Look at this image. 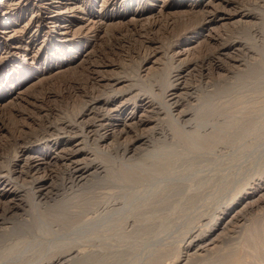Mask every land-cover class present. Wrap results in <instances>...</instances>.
Returning <instances> with one entry per match:
<instances>
[{"label":"rangeland","instance_id":"1","mask_svg":"<svg viewBox=\"0 0 264 264\" xmlns=\"http://www.w3.org/2000/svg\"><path fill=\"white\" fill-rule=\"evenodd\" d=\"M13 1L21 3L11 15L12 31L0 35V190L7 193L0 196V264H33L47 256L48 252L44 253L49 246H63V241L57 243L63 238V219L50 211L51 205L81 194L98 180L90 176L86 183L75 182L79 173L63 160V149H80L90 158L106 157L101 152H107L120 163L128 144L143 138L156 139L158 146L165 131H174L169 111L175 118L182 112L188 115L181 124L188 131L202 126L201 131L208 134L217 128L220 140L195 144L191 138L185 137L183 142L179 140L183 138L172 139L173 159H168L165 172L184 182L181 189L189 191L187 196L170 191L153 195L157 205L131 216L126 233L117 229L110 233L111 251L118 254L87 264H151L150 254L167 247L180 256L172 264H213L225 259L224 264H264V0H53L38 13L33 0ZM59 2L63 3L62 15L56 14ZM230 16L234 21L224 19ZM237 20L241 24H231ZM212 102L225 110L212 116L208 124L197 123V109ZM104 134L110 138L103 139ZM153 180H126L111 192L115 191L120 202L136 191L146 190L144 195H149ZM201 180L205 181L198 186ZM107 189L103 192L111 190ZM34 197L35 201L30 200ZM35 202L40 209L33 208ZM14 203L16 210L8 212ZM236 214L240 216L236 223L214 230L213 249L210 246L197 255L186 249L183 242L192 227L199 226L203 233L216 220L225 221ZM23 221L30 227L22 226ZM104 242L99 237L89 243H97L100 250ZM173 260L163 259L161 264Z\"/></svg>","mask_w":264,"mask_h":264},{"label":"bare ground","instance_id":"2","mask_svg":"<svg viewBox=\"0 0 264 264\" xmlns=\"http://www.w3.org/2000/svg\"><path fill=\"white\" fill-rule=\"evenodd\" d=\"M21 1V0H20ZM57 1V0H56ZM212 1V0H211ZM227 1V0H226ZM208 2H210L208 0ZM21 2H14L13 0H0V35H5L7 33H9L10 28H11V24L14 22L13 16H11L13 14V12L15 13L16 9L19 7ZM33 3L37 4V13L41 10L39 9H44L49 6H51L54 1L53 0H33ZM71 3V1H70ZM67 4V3H65ZM210 5V4H209ZM213 5V3H212ZM75 6V5H74ZM73 6V7H74ZM77 6V5H76ZM204 6V5H203ZM207 6V5H206ZM35 7V8H36ZM67 7V6H66ZM73 7H69L72 8ZM57 8L59 9L56 14L57 15H62L63 14V3L59 2V6L57 5ZM78 8V6H77ZM66 9V8H65ZM75 9V8H74ZM80 9V7H79ZM217 9V8H216ZM215 9V10H216ZM78 10V9H77ZM75 10V11H77ZM209 10V9H208ZM44 11V10H43ZM51 11V10H50ZM65 11V10H64ZM67 11V10H66ZM65 11V13H66ZM80 11V10H79ZM210 11V10H209ZM234 11V10H232ZM52 12V11H51ZM71 11H69L70 13ZM74 12V11H73ZM78 12V11H77ZM222 12V11H220ZM224 12V11H223ZM236 12V11H235ZM34 13V12H33ZM43 13V12H42ZM79 13V12H78ZM218 13V12H217ZM230 13V12H229ZM73 14V13H72ZM82 14V13H81ZM212 14V13H211ZM226 14V13H225ZM233 14V13H232ZM10 15V16H9ZM71 15V13H70ZM228 15V13H227ZM226 15V16H227ZM240 15V14H239ZM39 16V14H38ZM51 16V15H50ZM73 16V15H72ZM75 16V14H74ZM203 16H205L203 14ZM209 16V15H208ZM211 16V15H210ZM218 16V15H217ZM234 16V15H233ZM52 17V16H51ZM225 17V16H224ZM223 17V18H224ZM242 17V16H241ZM240 17V18H241ZM246 17V16H244ZM254 17V16H253ZM220 17H218L219 19ZM221 18V19H223ZM233 19L234 17L230 16L229 18H224V19ZM239 18V17H238ZM34 19V18H33ZM39 19V18H38ZM47 19V18H46ZM66 19V18H65ZM205 19V18H204ZM216 19V20H218ZM220 19V20H221ZM69 20V19H68ZM210 20V19H209ZM212 20V19H211ZM239 20V19H238ZM235 21L233 24H236L235 26H238L237 24H241L240 22ZM62 21V20H61ZM208 21V20H207ZM222 21V20H221ZM220 21V22H221ZM234 21V19H233ZM36 22L40 23L38 20H36ZM245 22V21H244ZM44 23V22H43ZM68 23V21H67ZM90 23V22H89ZM206 23V22H205ZM243 23V22H242ZM65 24V23H64ZM70 24V23H69ZM225 25L226 22L224 23ZM230 24V25H231ZM262 24V23H261ZM72 25V24H71ZM70 25V26H71ZM212 25V24H211ZM224 25V26H225ZM245 25V24H244ZM241 26V25H240ZM251 26V25H250ZM39 27V26H38ZM59 27V26H57ZM56 27V28H57ZM63 27V26H62ZM61 27V28H62ZM66 27V26H65ZM253 27V26H252ZM66 29V28H64ZM63 29V30H64ZM68 29V28H67ZM70 29V28H69ZM212 30V29H211ZM12 31V30H11ZM10 31V32H11ZM14 31V30H13ZM59 31V30H58ZM65 31V30H64ZM238 31V30H237ZM16 32V30H15ZM67 32V31H66ZM69 32V31H68ZM13 33V32H12ZM10 33V34H12ZM57 33V32H56ZM59 33V32H58ZM14 34V33H13ZM63 34V33H61ZM67 34V33H66ZM14 36V35H13ZM12 36V37H13ZM16 36V34H15ZM65 36V35H64ZM227 36V35H226ZM8 37V35H7ZM211 37V36H210ZM209 37V38H210ZM6 38V36H5ZM13 39V38H12ZM11 39V40H12ZM17 40V39H16ZM23 41V40H22ZM237 41V40H236ZM22 43V42H21ZM7 45V44H6ZM5 45V46H6ZM17 45V44H16ZM14 47L16 48V46L14 45ZM13 48V46H12ZM21 48V47H20ZM28 48V47H27ZM245 50V49H244ZM232 52V51H231ZM215 61V60H214ZM100 72V71H99ZM187 74V73H186ZM107 76V75H106ZM184 76V75H183ZM120 77V76H119ZM103 78V75H102ZM109 78V77H108ZM172 78V77H171ZM117 79V77H116ZM115 79V80H116ZM120 79V78H119ZM125 79V78H124ZM187 79V78H186ZM107 80V79H106ZM111 80V78H110ZM111 82V81H110ZM109 82V83H110ZM171 82V81H170ZM179 83V82H178ZM113 84V83H112ZM177 84V83H176ZM110 85V84H108ZM127 85V84H126ZM133 85V84H132ZM135 85V84H134ZM133 85V87H134ZM170 85V84H169ZM174 84H172L173 87ZM180 85V84H179ZM121 87V86H120ZM176 87V86H175ZM178 87V86H177ZM125 88V87H124ZM123 88V89H124ZM128 88V87H126ZM183 88V87H182ZM116 89V88H115ZM175 89V88H174ZM180 89V88H179ZM187 89V88H186ZM126 90V89H125ZM123 91V90H122ZM173 91V90H172ZM129 92V91H128ZM108 93V92H107ZM184 93V92H183ZM209 94V93H208ZM195 95V94H194ZM207 95V94H206ZM119 96V95H117ZM121 96V95H120ZM126 96V95H125ZM134 96V95H131ZM138 96V95H137ZM154 96V95H153ZM177 96V95H176ZM127 97V96H126ZM175 97V96H174ZM195 97V96H194ZM208 97V96H207ZM171 98V97H170ZM173 98V97H172ZM206 98V97H205ZM127 99V98H125ZM129 99V96H128ZM174 99V98H173ZM204 99V98H203ZM100 100V99H99ZM115 100V99H114ZM130 100V99H129ZM164 100V99H163ZM169 100V98H168ZM201 100V99H200ZM92 101V100H91ZM96 101V100H95ZM126 101V100H125ZM165 101V100H164ZM167 101V100H166ZM170 101V100H169ZM120 102V101H119ZM137 102V101H136ZM176 102V101H175ZM202 102V101H201ZM211 102V101H210ZM88 103V102H87ZM99 103V102H98ZM97 103V105H98ZM142 103V101H141ZM144 103V102H143ZM173 101L171 100V105H172ZM177 103V102H176ZM215 103V102H214ZM213 102L211 104L208 105H204L202 106V108H198L197 111L195 112V119H197V123H200L201 125H205L208 124V122L210 121V118L212 116H214L217 113H222V111H224L225 109L223 108V105H219V104H214ZM93 104V102H92ZM113 104V103H112ZM134 104V103H133ZM163 104V103H162ZM166 104V103H165ZM170 104V103H169ZM175 104V103H174ZM199 104V103H198ZM205 104V103H204ZM90 105V103H89ZM111 105V104H110ZM136 105V104H135ZM170 105V106H171ZM123 106V105H122ZM140 106V105H138ZM149 106V105H148ZM175 106V105H174ZM195 106V105H194ZM92 107V106H91ZM90 107V108H91ZM97 107V106H96ZM141 107V106H140ZM176 107V106H175ZM93 108H95L93 106ZM92 108V109H93ZM114 108V107H113ZM116 108V107H115ZM132 108V107H131ZM156 108V107H155ZM172 108V106H171ZM181 108V107H180ZM186 108V107H185ZM196 108V107H195ZM136 109V108H135ZM142 109V108H141ZM174 109V108H173ZM183 109V108H182ZM86 110V109H85ZM115 110V109H114ZM146 111V108L144 109ZM143 110V111H144ZM162 110V109H161ZM160 110V111H161ZM175 110V109H174ZM88 111V110H87ZM102 111V110H101ZM116 111V110H115ZM159 111V110H158ZM195 111V109H194ZM191 111V112H194ZM86 112V111H85ZM138 112V111H137ZM148 112V110H147ZM150 112V111H149ZM172 112V111H171ZM191 112L189 113V116L191 115ZM92 113V112H91ZM134 113V112H133ZM152 113V112H151ZM160 113V112H159ZM162 113V112H161ZM100 114V113H99ZM140 114V113H139ZM166 117H167V112L165 113ZM175 114V113H174ZM194 114V113H193ZM101 115V114H100ZM129 115V113H128ZM142 115V114H141ZM144 115V114H143ZM170 115V120L173 122V130L174 131H170V132H164V134H162L160 137L162 139L161 144H159L157 146L156 143H159L155 138V140L153 142L151 141H145L146 139H138L135 142H132L130 145L128 144V146H126L121 155V162L120 163H116V161L114 160V156L110 155L107 152H101V153H105L106 157H97L94 156V158H90L89 156L87 157L85 153H82L80 151V149H77L75 151H72V149L70 150H66L63 149V160H66L68 165L73 168L74 171H77V173H79L76 177L75 182L77 181V183H81V182H85L88 180V178L90 176H95L98 180L95 183V185H90L87 186V190H85L84 192H82L81 194L77 193L74 196H70V197H65L63 198L61 201L59 202H55L53 205H51L53 208H51V212L54 214V212L58 213L57 215L59 216L58 219H63V238L58 239V237H56L58 239L57 243H60L61 241H63V246H59V244H53L51 246H49L50 248L47 249V251L44 253V255H46V253L48 252L47 256H45V258H38V260L36 259V261L33 264H87L89 261H93L95 258H103L105 260H109L112 259L111 255L115 256L116 254H118V251H111L112 244L109 243L110 241V233L117 229L119 231H121V233H126V227L129 223L130 217L134 216L136 217V214L138 215L139 212H141L142 210L144 211V209H146L147 207H155L157 205L156 201H154V198H151L153 195L157 194L159 191L162 193V191H170V193H176V192H181L183 193L184 197L187 196V192L189 191H184V189L182 190L181 188L183 187L184 182L180 181L179 179L175 180V177H171V175L167 174L165 172L166 167L168 166L167 163H169V161L171 160L170 158L173 159V157L171 155L172 151H170L173 148V145L175 144V139L176 137L178 138H183L182 140L179 139L180 141L183 142V140L186 138H191V141L195 144H200L201 141H204L206 143H212L215 140H217L219 138H221V134H219L220 132L217 130L209 132L207 134L206 130H202L201 131V127L202 126H195L198 128L193 129L192 131H188V129L185 126H182L181 124L184 123V119L188 116L187 114H184L183 112L180 113L178 116L176 114V118L175 116H173V113L171 114L169 111ZM84 116V113L80 114V117ZM91 116V114H90ZM112 116V115H111ZM148 116V115H147ZM125 117V116H124ZM139 117V115H138ZM99 118V117H98ZM101 119V118H99ZM115 119V118H114ZM152 119V118H151ZM155 119V118H154ZM189 119V118H188ZM191 119V118H190ZM189 119V120H190ZM194 119V118H193ZM95 120V119H94ZM121 120V119H120ZM128 120V119H127ZM145 120V117H144ZM148 120V119H147ZM150 120V119H149ZM169 120V121H170ZM87 121V120H86ZM96 121V120H95ZM130 121V120H129ZM187 121V120H186ZM192 121V120H191ZM195 120H193L194 122ZM232 121V120H231ZM63 122V121H62ZM139 124L141 123V121H138ZM73 123V122H72ZM76 123V122H74ZM73 123V125H74ZM132 123V122H131ZM128 124V123H127ZM158 124V123H157ZM157 124L155 125L157 127ZM191 124V123H190ZM194 124V123H193ZM89 125V124H88ZM100 125V123H99ZM109 125V124H108ZM117 125V124H116ZM126 125V124H125ZM132 125V124H131ZM154 125V124H152ZM162 125V123H161ZM172 125V124H171ZM175 125V126H174ZM189 125V124H188ZM195 125V124H194ZM198 125V124H197ZM64 126V125H63ZM67 126V125H66ZM103 126V125H102ZM106 126V125H105ZM123 126V125H122ZM128 126V125H126ZM143 126V125H142ZM151 126V125H150ZM152 126V127H155ZM192 126V124H191ZM214 126V125H213ZM225 126V125H224ZM71 127V126H70ZM69 127V128H70ZM98 127V126H97ZM115 127V126H114ZM129 127V126H128ZM136 127V126H135ZM139 127V126H138ZM167 127V126H165ZM169 127V126H168ZM63 128V127H62ZM90 128V126H89ZM125 128V127H123ZM146 128V127H145ZM144 128V130H146ZM151 128V127H149ZM161 128V126H160ZM191 128V127H190ZM193 128V127H192ZM208 128V127H207ZM206 128V129H207ZM220 128V127H219ZM59 129V128H58ZM83 129V128H82ZM130 129V128H129ZM142 129V128H141ZM148 129V128H147ZM152 129V128H151ZM156 129V128H155ZM163 129V128H161ZM168 129V128H166ZM211 129V128H209ZM64 130V129H63ZM71 130V129H70ZM84 130V129H83ZM114 130V129H113ZM123 130V129H122ZM121 129H119V131H122ZM135 130V129H133ZM158 130V129H157ZM170 130V129H169ZM168 130V131H169ZM152 131V130H151ZM163 131V130H161ZM222 131V129L220 130ZM225 131V130H224ZM72 132V131H71ZM128 132V131H127ZM126 132V133H127ZM147 132V130H146ZM148 132L150 133L149 129ZM155 132V131H154ZM205 132V133H204ZM52 133V132H51ZM120 133V132H119ZM152 133V132H151ZM162 133V132H161ZM108 134V133H107ZM128 134V133H127ZM154 134V133H153ZM223 134V133H222ZM106 135V134H104ZM113 135V134H112ZM148 135V134H147ZM91 136V135H90ZM121 136V135H120ZM143 136V135H142ZM140 136V137H142ZM146 136V135H145ZM171 136V139H170ZM53 137V136H52ZM132 137V136H131ZM137 137V136H136ZM149 137V136H148ZM157 137V136H156ZM102 138V136L100 137ZM110 138V134L103 136V139H109ZM147 138V137H146ZM150 138V137H149ZM172 140L169 141L168 140ZM93 139V137H92ZM152 139V137H151ZM79 140V139H78ZM54 141V140H53ZM157 141V142H156ZM50 142V141H49ZM191 142V144H193ZM220 142V141H217ZM91 143V142H90ZM120 143V142H119ZM177 143V142H176ZM203 143V142H202ZM216 143V142H215ZM49 144V143H48ZM69 144V143H68ZM180 144V143H179ZM178 144V145H179ZM47 145V144H46ZM55 145V144H54ZM77 145V144H76ZM183 145V144H182ZM188 145V144H186ZM210 145V144H208ZM212 145V144H211ZM210 145V147H211ZM215 145V144H214ZM212 145V147L214 146ZM80 146V145H79ZM99 146V145H98ZM202 146V145H201ZM21 147V146H20ZM24 147V146H23ZM185 147V146H184ZM197 147V146H196ZM72 148V147H71ZM216 148V147H215ZM214 148V149H215ZM52 149H54L52 147ZM69 149V148H68ZM100 149V148H99ZM213 149V150H214ZM61 150V149H59ZM65 150V151H64ZM110 150V149H109ZM173 150V149H172ZM194 150V149H192ZM211 150V151H213ZM217 150V149H216ZM18 151V150H17ZM25 151V150H24ZM27 151V150H26ZM174 151V150H173ZM188 151V149H187ZM196 151V150H195ZM209 151V150H208ZM61 153V151H59ZM189 152V151H188ZM217 152V151H216ZM113 153V152H112ZM174 153V152H173ZM46 154V153H45ZM99 154V153H97ZM115 154V153H114ZM181 154V153H180ZM16 155V154H15ZM51 155V154H50ZM202 155V154H201ZM220 155V154H219ZM49 156V155H48ZM55 156V155H54ZM53 156V157H54ZM59 156V155H56ZM81 156H86L85 158L79 159ZM188 156V155H185ZM16 157V156H15ZM26 157V156H25ZM28 157V156H27ZM26 157V158H27ZM31 157V156H30ZM29 157V158H30ZM35 157V156H34ZM38 157V156H37ZM51 157V156H50ZM60 157V156H59ZM116 157V155H115ZM223 157V156H222ZM25 158V159H26ZM39 158V157H38ZM55 158V157H54ZM58 158V157H57ZM61 158V157H60ZM104 158L106 160H104ZM119 158V159H120ZM176 158V156H175ZM203 158V157H202ZM205 158V157H204ZM28 159V158H27ZM33 159V158H30ZM170 159V160H168ZM185 159V158H183ZM189 159V158H187ZM194 159V158H193ZM206 159V158H205ZM36 160V159H34ZM40 160V159H38ZM180 160V159H179ZM182 160V159H181ZM186 160V159H185ZM183 160V161H185ZM196 160V159H195ZM201 160V159H200ZM215 160V159H214ZM213 160V162H215ZM50 161V160H49ZM168 161V162H167ZM187 161V160H186ZM204 160H201V162ZM38 162V161H37ZM45 162V161H44ZM57 162V161H56ZM175 162V161H174ZM177 162V161H176ZM175 162V163H176ZM205 162V161H204ZM207 162V161H206ZM36 163V162H35ZM34 163V164H35ZM171 163H173V161H171ZM187 163V162H186ZM197 163V162H196ZM199 163V162H198ZM37 164V163H36ZM39 164V163H38ZM41 164V163H40ZM43 164V163H42ZM48 164V163H47ZM46 164V165H47ZM170 164V163H169ZM82 165H85L84 168L81 167ZM198 165V164H197ZM216 165L217 162H216ZM36 166V165H35ZM8 167V166H7ZM39 167V166H38ZM218 167V166H217ZM80 168H83L82 170ZM201 168V167H200ZM219 168V167H218ZM8 170V168H7ZM22 170V169H21ZM164 170V171H163ZM200 170V169H199ZM205 170V169H204ZM202 170V172L204 171ZM13 171V170H12ZM36 171V170H35ZM201 171V170H200ZM207 170H205L204 172H206ZM1 172V171H0ZM10 172V171H8ZM31 172V171H30ZM37 172V171H36ZM198 172V171H196ZM76 173V172H75ZM8 174V173H7ZM174 174V173H173ZM199 175V174H198ZM206 175V176H205ZM204 178L207 177V173H205ZM3 176V175H2ZM11 176V175H10ZM189 176V175H186ZM214 176V175H213ZM6 177V176H5ZM21 177V176H20ZM146 179V177L154 179L153 182L150 184L149 182V186L152 187L151 190L149 191L150 194L149 195H144L146 193L143 191L141 192H135V194L130 195L131 193H128L130 196L126 197V198H121L122 202H120L117 196H115L116 194L113 191V187H117L119 184H121L122 182L125 183L126 180H142V179ZM194 177V176H192ZM202 176H200L199 178H201ZM216 177V176H215ZM36 178V177H35ZM197 178V177H196ZM212 178V177H211ZM218 178V177H217ZM198 179V178H197ZM206 179V178H205ZM222 179V178H221ZM3 180V179H2ZM9 180V179H8ZM190 180L187 179V181ZM224 180V177H223ZM1 181V180H0ZM4 181V180H3ZM34 181V180H33ZM138 181V182H139ZM150 181V180H148ZM186 181V180H184ZM186 181V182H187ZM196 181V179H195ZM202 181L205 180H201L198 182V186L203 183ZM144 182V181H143ZM147 182V181H146ZM220 182H224V181H220ZM263 182V181H262ZM5 183V182H4ZM7 183V182H6ZM131 184L136 183V182H130ZM197 183V182H196ZM250 183V182H248ZM139 184V183H138ZM142 184V183H141ZM188 184V183H187ZM221 184V183H220ZM225 184V183H224ZM262 184V183H260ZM196 185V184H195ZM219 186V183L217 184ZM247 185V183H246ZM9 186V185H7ZM140 186V185H138ZM203 186V185H202ZM18 187V185H17ZM125 187V186H124ZM192 187V185H191ZM205 187V186H204ZM220 187V186H219ZM218 187V188H219ZM245 187V184H244ZM250 187V186H249ZM255 187V186H254ZM259 187V186H258ZM13 188V187H12ZM108 188V189H107ZM119 188V187H117ZM122 188V187H121ZM127 188V187H125ZM243 188V187H241ZM1 189V188H0ZM8 189V187H7ZM6 189V190H7ZM31 189V188H30ZM42 189V188H41ZM110 190V191H104L103 190ZM144 188H142L143 190ZM198 189V188H196ZM220 189V188H219ZM244 189V188H243ZM5 190V191H6ZM116 190V189H114ZM121 190V189H120ZM123 190V188H122ZM239 190V189H238ZM253 190V189H252ZM10 191V190H9ZM8 191V192H9ZM29 191V190H27ZM135 191V190H134ZM139 191V190H138ZM148 191V190H147ZM232 191V190H231ZM30 192V191H29ZM36 192V191H35ZM78 192V191H77ZM159 192V193H160ZM236 192V191H235ZM239 192V191H238ZM200 193V192H199ZM198 193V194H199ZM254 193V192H253ZM263 193V192H262ZM39 193L38 196H40ZM79 194V195H78ZM127 194V196H128ZM197 194V193H195ZM256 194V193H254ZM259 194V193H258ZM264 194V193H263ZM119 195V194H118ZM174 195V194H173ZM172 195V196H173ZM194 195V194H193ZM200 195V194H199ZM249 195V194H248ZM0 196H7V193H5L3 190H0ZM126 196V195H125ZM124 196V197H125ZM195 196V195H194ZM236 196V195H235ZM41 197V196H40ZM44 197V195L42 196ZM41 197V198H42ZM47 197V196H46ZM154 197V196H153ZM230 197V196H228ZM258 197V196H257ZM260 197V196H259ZM258 197V199H259ZM15 198V197H14ZM17 198H21V197H17ZM27 198V197H26ZM33 198V197H32ZM233 198V197H232ZM13 199V198H12ZM60 199V198H59ZM227 199V198H226ZM231 199V198H230ZM235 199V198H234ZM10 201H12L9 198ZM20 200V199H19ZM30 200H36V198L34 197V199H30ZM42 200V199H41ZM52 200V199H51ZM189 200V198H188ZM229 201V198L227 199ZM257 200V198L255 199ZM262 201V199H260ZM17 201V199H16ZM27 201V200H26ZM38 201V200H37ZM225 201V200H224ZM232 201V200H231ZM9 202V201H8ZM28 202V201H27ZM3 203V202H2ZM221 203V202H220ZM248 203V202H247ZM251 203V202H250ZM5 204V203H4ZM19 204V203H18ZM227 204V203H226ZM252 204V203H251ZM257 205V203H255ZM30 205V204H29ZM38 203L35 202V204L33 203V208L38 207ZM244 205H246L244 203ZM254 205V204H253ZM4 206V205H3ZM263 206V205H262ZM23 207V205H22ZM153 207V208H154ZM220 207V206H219ZM218 207V208H219ZM243 207V206H242ZM247 207V206H246ZM17 208V203L11 204L10 207H8L7 211L8 212H13L15 211ZM32 208V207H30ZM32 208V209H33ZM39 209L41 208L38 207ZM37 208V209H38ZM43 208V207H42ZM221 208V207H220ZM224 208V206L222 207ZM241 208V207H240ZM248 208V207H247ZM254 208V207H253ZM46 209V208H45ZM148 209V208H147ZM233 209V208H232ZM137 210V211H136ZM239 210V209H238ZM39 211V210H37ZM45 211V210H44ZM151 211V210H150ZM159 211V210H158ZM217 211V208L216 210ZM250 211V210H249ZM42 212V209H41ZM153 212V211H152ZM200 212V211H199ZM218 212V211H217ZM229 212V211H228ZM236 212V211H235ZM234 212V213H235ZM214 213V212H213ZM33 214V213H32ZM42 214V213H41ZM50 214V213H49ZM156 214V213H154ZM217 214V213H216ZM240 214V213H239ZM239 214L234 215L232 217L229 218H225V221H220L216 220L215 223L212 224L210 223V225H212V227L210 229H207V231H204L203 233L200 232V229H198V227L194 226V228L192 227L191 230H189L187 232V235L185 236V240H187L186 242V249L189 251H194L193 255H197L198 252H202L203 250L207 249L208 247L212 248L213 245H216L214 243L215 242V238H213V232L214 230L217 229H221L224 230L226 229L228 226H230L233 223H236L238 221V219L240 218ZM213 215V214H212ZM30 216V215H29ZM34 216V215H33ZM40 216V215H39ZM55 216V215H54ZM214 217V216H211ZM220 217V216H219ZM245 217V216H244ZM41 218V217H38ZM170 219V217H169ZM197 219V218H196ZM212 219V218H211ZM208 220V221H211ZM263 219V218H262ZM26 220V219H25ZM196 221V220H195ZM208 221L206 223H208ZM22 224V226H27L28 228L30 227L29 222H25ZM37 222V221H36ZM38 223V222H37ZM35 223V224H37ZM41 223V222H40ZM170 223V222H169ZM195 223V222H194ZM203 223V222H202ZM206 223H204L206 225ZM262 223V222H261ZM260 223V224H261ZM201 224V222H200ZM199 224V225H200ZM198 225V224H197ZM204 225V226H205ZM35 226V225H34ZM208 226V224H207ZM19 227V226H18ZM3 228V227H2ZM6 228V227H4ZM3 228V229H4ZM32 228V227H31ZM197 228V229H196ZM203 228V227H202ZM208 228V227H207ZM233 228V227H232ZM257 228V227H256ZM259 228V227H258ZM7 229V228H6ZM4 229V231L6 230ZM26 229V228H25ZM230 229V228H229ZM9 230V229H8ZM46 230V229H45ZM49 230V229H47ZM206 230V229H205ZM1 231V229H0ZM3 231V230H2ZM15 231V230H14ZM44 231V230H43ZM261 231V229H260ZM263 231V230H262ZM12 233V230H9L8 233ZM52 232V231H51ZM54 232V231H53ZM117 232V231H116ZM115 232V233H116ZM3 233V232H2ZM46 233H48L46 231ZM257 233V232H256ZM5 234V233H3ZM118 234V233H117ZM8 235V234H6ZM18 235V234H17ZM185 235V234H184ZM9 236V235H8ZM6 237V236H5ZM62 237V236H61ZM102 237L104 239V242L101 245V249H97V243L96 245H91L89 242L92 241L93 239ZM219 237V234H218ZM239 237V236H238ZM258 237V236H256ZM55 238V240L57 241V239ZM112 238V237H111ZM184 238V237H183ZM182 238V239H183ZM43 239V238H42ZM128 239V238H127ZM180 239V238H179ZM181 239V240H182ZM218 239V238H216ZM233 239V238H232ZM40 240V239H39ZM53 240V241H55ZM170 240V239H169ZM35 241V240H34ZM55 241V242H56ZM95 241V240H94ZM177 241V240H176ZM180 241V240H179ZM263 241V240H262ZM50 242V241H49ZM115 242V241H113ZM174 242V241H173ZM172 241L169 242V244L173 243ZM30 243V242H29ZM39 243V242H38ZM45 243V242H44ZM48 243V241H47ZM181 243V242H180ZM36 244V243H35ZM34 244V245H35ZM40 244V243H39ZM154 244V243H153ZM179 244V243H177ZM166 245V244H163ZM162 245V246H163ZM172 245V244H171ZM182 245V244H181ZM263 245V244H262ZM40 246V245H39ZM151 246V245H150ZM170 246V245H169ZM180 246V245H179ZM179 246L177 248V250L179 251ZM96 247V248H95ZM116 247V246H115ZM184 248V246H182ZM218 247V246H217ZM26 249V247H24ZM41 248V247H40ZM55 248H59L57 251H51L49 252L51 249H55ZM182 248V249H183ZM210 248V249H211ZM43 249V247H42ZM159 249V248H158ZM161 249V248H160ZM176 249V248H175ZM174 249V250H175ZM213 249V248H212ZM221 249V248H220ZM261 248H259L260 251ZM15 250V248L13 249ZM17 250V249H16ZM22 250V248H21ZM103 250V251H102ZM120 251V250H119ZM258 251V250H257ZM37 252V250H36ZM180 252V251H179ZM221 252V251H220ZM10 253V252H9ZM38 253V252H37ZM131 253V252H130ZM152 253V252H151ZM170 253H174L173 252V247H167V248H163V250L158 251V252H154L151 258H150V263L151 264H161V261L163 259H170L171 257H174V260L171 261L169 264L175 263L180 259L179 253L176 251L169 257ZM206 253V252H205ZM217 253V252H216ZM219 253V250H218ZM4 254V253H3ZM6 254V253H5ZM4 254V255H5ZM42 254V253H41ZM188 254V253H187ZM200 254V253H199ZM202 254V253H201ZM264 254V253H263ZM10 255V254H9ZM12 255V254H11ZM37 255V254H36ZM129 255V254H128ZM184 255V254H183ZM182 255V256H183ZM207 255V254H206ZM247 255V254H246ZM7 257V255H6ZM20 257V256H19ZM37 257V256H36ZM35 257V258H36ZM119 257V256H118ZM194 257V256H192ZM206 257V256H205ZM243 257V256H242ZM246 257V256H245ZM117 258V257H115ZM148 258V257H147ZM188 258V257H187ZM197 258V257H196ZM200 258V257H199ZM198 258V259H199ZM218 258V257H217ZM221 258V256H220ZM258 258V257H257ZM264 258V257H263ZM5 259V258H4ZM9 259V258H8ZM20 259H22L20 257ZM96 259V260H97ZM173 259V258H172ZM186 259V258H185ZM219 259V258H218ZM243 259V258H241ZM240 259V260H241ZM10 260V259H9ZM35 260V259H34ZM147 260V259H146ZM184 260V259H183ZM223 260V257H222ZM228 260V259H227ZM226 259L224 260V262L227 261ZM18 261V260H17ZM33 261V260H31ZM187 261V260H186ZM244 261V260H243ZM252 261V260H251ZM12 262V260H11ZM97 262V261H96ZM99 262V260H98ZM120 262V261H118ZM117 262V263H118ZM139 262V261H138ZM142 262V261H141ZM138 263V264H142V263ZM164 262V261H163ZM180 262V261H179ZM185 262V261H184ZM223 261L218 260V262H215L213 264H224ZM245 262V261H244ZM6 263V262H5ZM3 263V264H5ZM16 263V260H15ZM24 263V261L22 262ZM166 263V262H165ZM193 263V262H192ZM230 263V262H229ZM254 263V262H253ZM260 263V262H259ZM257 263V264H259ZM11 264V263H10ZM20 264V263H19ZM27 264H31V262H28ZM91 264V263H90ZM102 264V263H100ZM106 264V263H105ZM113 264V262H112ZM130 264V263H129ZM137 264V261H136ZM149 264V263H148ZM164 264V263H163ZM167 264V263H166ZM183 264V263H182ZM191 264V262L189 263ZM212 264V263H211ZM230 264H238L236 262H232ZM240 264V263H239ZM246 264V263H245Z\"/></svg>","mask_w":264,"mask_h":264}]
</instances>
